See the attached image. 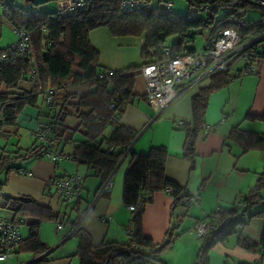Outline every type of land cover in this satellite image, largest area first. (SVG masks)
<instances>
[{"label": "trees", "instance_id": "1", "mask_svg": "<svg viewBox=\"0 0 264 264\" xmlns=\"http://www.w3.org/2000/svg\"><path fill=\"white\" fill-rule=\"evenodd\" d=\"M198 9L205 4L212 6L211 13L206 19L200 16L175 13L166 7L167 0H153L149 8L137 11H124L117 2L94 0L89 7L79 13L60 16L59 10L48 13L40 10H27L16 6L8 0H0L1 16L12 28L19 27L29 33L36 76L28 73L31 68L30 55L13 56L8 53V59L0 68V135H11L10 129H15L16 119L26 105L36 106L40 96L52 90L53 107L45 106V112L39 110L41 120L51 125L50 142L73 143L72 155L78 164H83L102 183L113 173L123 157L130 156L129 165L123 178L122 203L130 210L131 230L123 241L103 242L94 245L88 235L80 234V242L76 250L80 264H165L161 255L173 244L178 233L177 228L184 216H176V208L180 205L189 207L190 195L166 174L168 151L164 146H152L145 153H136L131 145L138 134L137 131L115 122L112 116L116 113L121 117L124 107L136 96L146 99V95L133 92L134 79L140 74L139 68L155 57H162V49L169 46L172 57L191 52L196 47L193 42L195 34L202 29L210 28V37H215L218 30L233 27L244 37L264 33V25L244 26V22L254 23L257 20L243 19L248 10L257 6L242 0H189ZM41 2H37L40 4ZM219 8H228V12L216 18ZM262 12L260 7H258ZM105 25L114 35H133L143 38L140 56L142 65L129 66L124 69H108L99 66V52L89 40L91 29ZM176 36L174 41L168 38ZM7 47H0V55ZM242 74L240 71H220L208 79L206 85L199 86L191 97V118L182 124L185 132L183 156L195 163V144L203 128L206 108L210 95L226 87L232 79ZM29 81V88L20 90L23 80ZM86 82L93 87L85 94L70 92L71 84ZM114 102L115 106L110 104ZM69 115L77 118L73 127L65 123ZM245 119L264 121V113L252 115L248 113ZM111 127L106 135L105 132ZM80 131L82 139H75ZM25 150L14 152L2 151L0 154V190L6 185L11 172L21 171L20 164L31 158H38L41 145L37 143ZM232 142L241 148V152L249 150L264 151V131L243 129L240 125L231 127L223 145ZM112 146V149H108ZM127 154V155H125ZM64 177V176H63ZM59 177V178H63ZM58 179V178H57ZM55 180V179H54ZM81 187L77 197L66 204L77 208ZM53 179L47 183V187ZM49 188V187H48ZM98 188V189H99ZM49 190V189H48ZM158 191L168 192L172 198V223L165 232L161 242H154L143 231L142 218L145 207L152 202ZM264 168L258 173L255 184L246 195L233 207L219 208L203 219H211L213 227L199 236L198 253L193 264H208V253L218 243H223L229 236L250 222L254 217L264 220ZM53 196L51 193H47ZM146 195V197H145ZM57 199V198H56ZM59 201V199H57ZM260 207L250 212L255 206ZM89 204L79 210L84 212ZM3 209L11 212L12 221L21 218L34 217L36 220L29 224V231L16 249L18 253H31L33 260L30 264H48L47 245L41 241L38 233L39 224L43 219L57 220L49 206H44L29 196L21 195L6 199ZM76 217L72 225L76 223ZM5 218V217H3ZM72 227V226H71ZM75 231V232H76ZM198 235V234H197ZM240 244L248 250L259 249L264 252V228L258 241L247 237H239Z\"/></svg>", "mask_w": 264, "mask_h": 264}, {"label": "crops", "instance_id": "2", "mask_svg": "<svg viewBox=\"0 0 264 264\" xmlns=\"http://www.w3.org/2000/svg\"><path fill=\"white\" fill-rule=\"evenodd\" d=\"M65 4V0H59L57 5L61 9ZM255 10L260 9L256 7ZM13 38L12 27L3 20L0 12V47L7 46L13 41ZM139 39L142 43L143 38L139 37ZM142 63L144 60L141 59V62L136 65H142ZM207 83L208 80L196 85H185V91L157 115L154 110L150 109L146 99L136 96L124 107L120 117V124L134 129L138 133L131 145V150L136 153H145L152 146H164L168 151L165 168L167 176L184 186L190 198L197 197V201L189 203L188 208L184 205L176 208V216L184 217L177 228L178 235L172 246L161 255L165 264H193L201 242L194 229L195 222L219 208H230L238 204L255 184L258 173L264 168V151L249 150L242 153L241 148L232 142H228L227 146L223 145L228 131L235 125H240L246 130L264 131V121L245 119L248 113L252 115L264 113V60L257 66L256 73L240 74L232 79L226 87L210 95L203 128L195 144L194 167L190 168V160L183 156L185 132L182 126H177L175 122L190 121L191 97L197 92L199 86ZM82 84L88 83L71 84L68 90L79 95L90 91L89 87L85 89L80 87ZM20 87V90L29 88V81L24 79L20 83ZM77 87H80L81 90H76ZM133 92L137 95L145 94V79L141 71L135 76ZM40 109L45 110L43 103L41 106L37 104L28 107L26 105L23 108L22 113L16 119L15 129H10L11 135L1 134L2 137L8 138V144L0 147V154L2 151H9L10 148L12 151L22 150L21 143L25 133L21 134V131L26 128L23 122L26 121L24 118H29L27 127L33 137L32 144L27 148L36 144L34 131L38 120L43 118L39 115ZM53 145L62 154L67 146L63 141L54 142ZM71 148L73 147L71 146ZM67 158L74 159L71 150L67 151ZM59 161L52 163L40 158H31L22 162L21 170L30 172L31 175H24L21 171L9 174L6 185L0 190V209L4 206L7 198L21 195L29 196L37 203L49 206L53 214L58 215L57 222L67 223H63V226L58 229L63 230L62 240L54 248L44 240L42 225L39 224V237L49 248L48 257L50 260L48 264H74L76 258L68 259L70 254L66 253L65 243L71 236L77 235L76 245L78 247L81 239L79 232L88 235L94 245H100L103 242L123 241L127 238L126 228L130 223L131 213L122 203V188L130 156L123 157L114 169L113 186L110 191L100 195H98L100 180L93 175V170L87 169L83 164H77L76 160L73 162ZM74 173L83 175L84 181L77 201V208H72L73 205L70 204L69 214L66 215L61 212L56 197L47 195L48 187H50V185L47 187V183L51 179ZM262 195H264V191H262ZM172 201L173 198L168 192L158 191L155 193L153 201L145 207L142 218L143 231L156 243L162 241L165 232L171 226ZM88 204L89 206L92 204V209L80 225L79 232L71 233L72 221L75 219L73 215ZM259 207L260 204L255 205L250 212ZM66 210H68V206ZM21 219H23L21 232L25 238L29 231V224L36 219L34 217ZM262 228H264V220L258 217L252 218L237 233L209 250L208 264H264V252L259 249L248 250L239 241L241 236L258 241ZM62 245H64V250L56 251L54 255L55 249ZM32 260L31 253L23 252L18 253L16 258L0 262V264H30Z\"/></svg>", "mask_w": 264, "mask_h": 264}, {"label": "built area", "instance_id": "3", "mask_svg": "<svg viewBox=\"0 0 264 264\" xmlns=\"http://www.w3.org/2000/svg\"><path fill=\"white\" fill-rule=\"evenodd\" d=\"M66 4L57 12L60 16H69L86 10L94 0H65ZM117 2L122 10L132 12L149 8L153 0H108ZM249 4L260 7L264 10V0H242ZM168 10L171 4L166 3ZM212 6L205 4L204 10L210 11ZM244 26L264 25V12L261 18L254 23L244 22ZM13 41L6 47L4 53L0 55V68L8 59V53H13L14 57L20 55H30L31 68L29 75L37 78L36 64L34 63L32 45L29 33L19 27L12 28ZM162 57H155L144 63L140 69L145 79V95L148 104L154 109L156 114L170 106L186 89L185 85L200 84L220 71H240L242 74L256 73L257 66L264 60V33L255 36L244 37L236 28H225L218 30L215 37H205L203 45L191 52L183 55L170 54L169 46L162 49ZM52 90L48 89L44 93V102L47 106L53 107ZM111 107L115 103L110 104ZM112 119L119 123L118 113ZM184 122H175L177 126H182ZM35 139L41 145L38 158L55 163L63 154L58 152L53 143L50 142L52 136L51 125L46 121H38L35 131ZM112 146L108 149L111 150ZM127 155V154H125ZM24 175L31 173L21 170ZM113 173L102 183L98 189V195L110 191L113 186ZM82 176L79 174L66 175L63 178L53 180L48 192L57 199L67 203L74 200L81 187ZM53 187V188H51ZM146 197V195H145ZM197 201V197L189 198V202ZM135 205H129L128 209L133 210ZM92 204L84 212L78 211L76 223L71 227L74 233L86 219ZM208 215V214H207ZM23 219L15 222L11 219L0 217V262L12 259L16 255V249L23 238L21 225ZM63 226V221L57 222V229ZM213 221L209 218L201 220L195 225L198 236H202L213 227ZM131 225L126 228L128 234Z\"/></svg>", "mask_w": 264, "mask_h": 264}, {"label": "rangeland", "instance_id": "4", "mask_svg": "<svg viewBox=\"0 0 264 264\" xmlns=\"http://www.w3.org/2000/svg\"><path fill=\"white\" fill-rule=\"evenodd\" d=\"M41 2L40 4H37V2ZM58 1L59 0H8V2L13 3L16 6L22 7L23 9L27 10H40V11H45L48 13L55 12L58 7ZM167 3L171 4V10L175 13H181V14H189L191 16H200L202 19H206L207 14L211 13L210 11L204 10L202 7L198 9L195 5L190 4L189 0H167ZM2 11V6L0 5V12ZM228 12V8H219L216 13V18L221 17L223 14ZM261 11L260 10H248L244 16L243 19L249 20H259L261 18ZM210 33V28L206 27L200 30L195 34V38L193 42L188 43V45L192 46L193 44L196 46V48H200L203 45V42L205 40V37H208ZM14 37V36H13ZM88 37L90 40L91 45L98 50L99 56H98V62L99 66L103 68H127L128 66L131 65H136L141 62V56H140V50H141V41L138 36H133V35H114L110 29L105 26L101 25L96 28H93L89 31ZM176 39V36H171L168 38V41H174ZM80 87H83L84 89L86 87H89L90 90L93 89L92 86L89 84H82ZM77 87L76 90L80 91L81 88ZM89 90V89H87ZM42 97L43 94L40 96L38 100V106L42 105ZM44 106L45 103L43 104ZM28 107H31L30 105H27ZM150 109L153 111L154 109L148 104ZM23 110V109H22ZM22 113V111L19 113V115ZM155 115L156 112L154 111ZM23 117V116H22ZM26 121H23L24 124L26 125V128L21 131L23 134V139L21 143V149L25 150L28 146H30L33 142V137H31V133L29 132V129L27 127V124L29 123V118H24ZM65 123L73 127L77 124V118L74 115H69ZM111 127H108L106 130L105 134L107 135L108 132L110 131ZM83 135L80 131H77L75 134V139H82ZM8 138L0 136V147H4L5 144H8ZM66 149L63 151V156L62 158H59L58 161H75L72 158H67V151L73 150L71 146L73 147V143H66ZM10 152H14L9 149ZM7 151V153L9 152ZM6 152V151H5ZM59 152V151H58ZM57 161V162H58ZM55 162V163H57ZM77 163V161H76ZM78 164V163H77ZM62 166V165H61ZM63 169V168H62ZM77 174V173H74ZM73 175V174H70ZM83 176V175H82ZM89 179V178H88ZM51 186V184H50ZM53 188V187H51ZM59 206L61 209V212L65 213L66 215L69 214V209H70V204H66L65 202L59 200ZM68 206V210L67 209ZM73 215V213H72ZM0 216H3L7 219L11 218L12 214L10 211L1 208L0 209ZM76 217L73 215V218ZM30 222V221H28ZM26 222V224H28ZM66 224L67 222H64ZM42 225V236L46 242L50 245V247L54 248L56 245H58L61 240V234L63 230H58L57 229V220H51V219H43L41 222ZM77 235L71 236L68 240H66V253L70 254L68 255V259L70 258H76L74 261V264H80L79 263V256L76 254L77 250ZM64 244V245H65ZM60 246L55 249L53 254L55 255V252H61L63 251V246ZM16 258V255L12 258Z\"/></svg>", "mask_w": 264, "mask_h": 264}]
</instances>
